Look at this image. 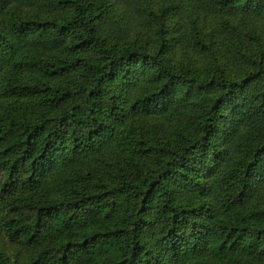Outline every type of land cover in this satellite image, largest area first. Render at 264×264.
Instances as JSON below:
<instances>
[{"label": "trees", "instance_id": "obj_1", "mask_svg": "<svg viewBox=\"0 0 264 264\" xmlns=\"http://www.w3.org/2000/svg\"><path fill=\"white\" fill-rule=\"evenodd\" d=\"M236 1L264 15V0L187 4ZM160 2L124 0L153 31L126 42L112 0H0L1 85L52 109L0 115V234L28 245L30 264H264V216H251L264 206V40L235 43V66L211 55L171 66L149 49L167 47ZM70 66L87 81L52 80ZM126 94L140 104L120 106ZM154 103L164 120L144 144L120 118ZM108 157L113 175L82 169ZM0 264H16L3 248Z\"/></svg>", "mask_w": 264, "mask_h": 264}, {"label": "rangeland", "instance_id": "obj_2", "mask_svg": "<svg viewBox=\"0 0 264 264\" xmlns=\"http://www.w3.org/2000/svg\"><path fill=\"white\" fill-rule=\"evenodd\" d=\"M112 1L114 7L110 10L111 17L119 21L124 30L123 37L126 42L136 39L140 41L147 38L152 39L153 31L142 23V15L147 13V10L143 12L131 11L129 7L123 4L124 0ZM245 7L238 6V1H236L231 6L222 7L216 12L211 10L207 12L200 9V7H195L193 4L189 6L187 0H162L159 6L154 9L153 19L157 22L155 29L159 30L158 15L162 10L164 11L167 25V47L162 48L160 41L159 48L153 46L149 49L174 67L188 68L192 57L201 62L208 55L229 60L228 62L235 66V61L230 59L229 55L230 49L235 43L248 49H254L257 46V38L262 42L264 40V15H256L254 11L248 12ZM149 16V14L146 15L147 18ZM145 23L148 24V21H145ZM247 26L251 28L250 35L245 34ZM173 36L177 38L172 41L174 49L172 50L173 54L170 55L171 51L167 48ZM79 54L94 55V52L88 50L77 55ZM74 58L75 56L70 61L73 62ZM197 72L205 73L203 69H197ZM51 78L62 86H69L87 81L88 71L83 66H70L65 73L54 75ZM2 80L0 72V115H23L29 118H41L52 112V109L38 105L36 96L27 98L21 93L8 92L1 85ZM129 95L121 96L120 106L127 107L133 103L140 104V101L137 100L128 103ZM149 109L151 113L147 114H139L138 112V114H133V112L128 114L126 110H122V117L120 118L122 125L131 126L130 136L136 138L139 142H147L144 144L158 143L159 129L164 120L162 113H158L155 103ZM114 164L116 163L113 158L108 157L98 163L84 161L82 169L94 176H109L113 175ZM77 182L82 184L84 181L78 180ZM61 194L62 188L57 191L55 196ZM50 198L52 197L46 199L49 200ZM251 216L252 219L264 216V206L254 209ZM0 248H3L5 255L16 264H30L32 261V249L19 241L9 239L7 235L0 234Z\"/></svg>", "mask_w": 264, "mask_h": 264}]
</instances>
